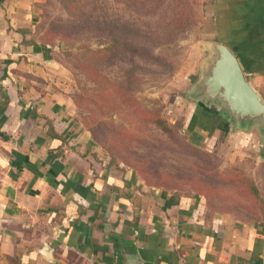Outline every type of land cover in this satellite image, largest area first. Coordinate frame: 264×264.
Masks as SVG:
<instances>
[{
  "label": "crops",
  "instance_id": "1",
  "mask_svg": "<svg viewBox=\"0 0 264 264\" xmlns=\"http://www.w3.org/2000/svg\"><path fill=\"white\" fill-rule=\"evenodd\" d=\"M212 1L214 42L264 98V0ZM35 24L33 0H0V262L264 264V220L212 211L202 196L110 166L54 90ZM191 131L199 144L205 131Z\"/></svg>",
  "mask_w": 264,
  "mask_h": 264
},
{
  "label": "rangeland",
  "instance_id": "2",
  "mask_svg": "<svg viewBox=\"0 0 264 264\" xmlns=\"http://www.w3.org/2000/svg\"><path fill=\"white\" fill-rule=\"evenodd\" d=\"M33 1V41L49 47L52 86L112 168L264 220L261 138L237 134L188 97L208 56L203 44L218 40L212 0ZM116 27L131 31L120 48L107 33ZM199 124L196 145L191 129ZM251 183L263 202L248 192Z\"/></svg>",
  "mask_w": 264,
  "mask_h": 264
},
{
  "label": "water",
  "instance_id": "3",
  "mask_svg": "<svg viewBox=\"0 0 264 264\" xmlns=\"http://www.w3.org/2000/svg\"><path fill=\"white\" fill-rule=\"evenodd\" d=\"M203 48L208 56L188 97L203 112L221 119L235 131L257 133L264 143V98L225 44L208 41Z\"/></svg>",
  "mask_w": 264,
  "mask_h": 264
},
{
  "label": "trees",
  "instance_id": "4",
  "mask_svg": "<svg viewBox=\"0 0 264 264\" xmlns=\"http://www.w3.org/2000/svg\"><path fill=\"white\" fill-rule=\"evenodd\" d=\"M122 29H124V28H122V27H116V28H111L107 33H108V36L110 37V42L112 43V44H115V45H117L119 48L120 47H122L123 45H125V43H124V41L122 40L123 39V37H122V35H128V32H131V31H128L127 29L126 30H122ZM122 38V39H121ZM173 41V38H171L170 39V41H169V43H171ZM133 44V43H132ZM131 43H129V47L131 48V50L132 51H135V52H139V49H137V48H134L133 47V45H132ZM43 45H46V44H43ZM114 45V46H115ZM218 119V118H217ZM92 133V132H91ZM91 135V134H90ZM92 139L96 142V143H98L96 140H95V136H94V134L92 133ZM199 156V155H198ZM206 156H208V157H210V159H211V156L209 155V154H202V157H206ZM201 157V156H200ZM140 177H142V178H145V177H143V176H141L140 175ZM146 184L147 185H149V186H155V187H158V188H162V189H164V190H166V191H171V192H173V193H176V191H174V190H172L171 188H167V187H165V186H160V185H151V184H149V183H147L146 182ZM248 189H249V193H251V195L253 196V198L254 199H256L257 201H259L260 203L261 202H263V200L261 199V193H260V191L258 190V188H257V186L256 185H254L253 183H251V185L248 187ZM176 194H181V193H176ZM185 195H190L189 193H187V194H185ZM194 195V194H193ZM261 196V197H260ZM207 205H208V208H210L212 211H216V212H219L218 211V209L217 208H214V205L210 202V200L209 201H207ZM220 213H225V212H220ZM228 214V213H227ZM232 215V214H231ZM234 216V215H233ZM236 217V216H235ZM237 218H239V219H241V220H243V221H247V222H250V221H258V222H260V221H262V220H245V219H242V218H240V217H237Z\"/></svg>",
  "mask_w": 264,
  "mask_h": 264
}]
</instances>
